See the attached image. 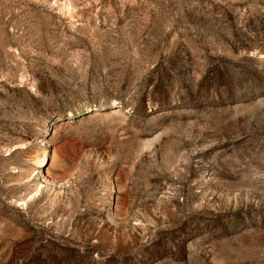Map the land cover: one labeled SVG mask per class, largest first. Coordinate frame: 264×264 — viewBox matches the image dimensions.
<instances>
[{"label":"rangeland","instance_id":"1","mask_svg":"<svg viewBox=\"0 0 264 264\" xmlns=\"http://www.w3.org/2000/svg\"><path fill=\"white\" fill-rule=\"evenodd\" d=\"M0 264H264V0H0Z\"/></svg>","mask_w":264,"mask_h":264}]
</instances>
